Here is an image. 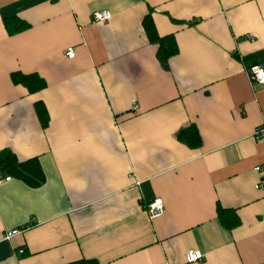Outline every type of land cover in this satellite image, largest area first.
<instances>
[{
  "label": "crops",
  "instance_id": "obj_1",
  "mask_svg": "<svg viewBox=\"0 0 264 264\" xmlns=\"http://www.w3.org/2000/svg\"><path fill=\"white\" fill-rule=\"evenodd\" d=\"M147 16L176 45L167 68ZM14 20L25 28L10 34ZM252 66L264 68V0H0V152L44 175L38 188L0 185V264H186L190 250L198 264H264V89ZM14 73L45 88L30 94ZM189 127L198 148L177 138ZM156 198L163 214L150 220Z\"/></svg>",
  "mask_w": 264,
  "mask_h": 264
},
{
  "label": "trees",
  "instance_id": "obj_2",
  "mask_svg": "<svg viewBox=\"0 0 264 264\" xmlns=\"http://www.w3.org/2000/svg\"><path fill=\"white\" fill-rule=\"evenodd\" d=\"M14 23L18 25H14L13 31L9 29L10 34L18 33L25 28V25H19L21 22L18 20H14ZM143 29L148 41L158 47L156 57L159 63L163 68H167L168 60L177 53L173 38L171 36L159 38L156 35L149 16L143 20ZM259 57H263V53L251 56L250 59L256 60ZM11 81L15 85L23 86L30 94L39 92L45 88L44 81L37 75L14 73L11 75ZM34 107L42 125H46L47 115L42 104L36 103ZM177 138L191 149L198 148L201 144L199 135L194 127L180 131ZM0 172L5 173L10 178L22 181L30 188H38L44 183V175L36 159L19 162L14 154L9 151L0 152ZM218 219L227 229H233L239 224L238 218L230 211H218ZM74 264H87V262H77Z\"/></svg>",
  "mask_w": 264,
  "mask_h": 264
},
{
  "label": "built area",
  "instance_id": "obj_3",
  "mask_svg": "<svg viewBox=\"0 0 264 264\" xmlns=\"http://www.w3.org/2000/svg\"><path fill=\"white\" fill-rule=\"evenodd\" d=\"M92 21L95 23H107L110 20V14L105 11H96L91 14ZM249 40H252L251 37H248ZM65 57L67 59H72L74 57V51L72 48L68 49L66 51ZM247 75L250 80V82H256L259 85H261L264 89V68L260 66H252L247 69ZM254 138L257 141H264V128H258L254 132ZM255 171H260V168H256ZM11 178L7 177L4 180L0 178V185L3 182L10 181ZM255 188H263L262 184H258ZM146 213L148 214V217L150 220H154L158 217H160L163 214V203L161 199H154L151 202H149L146 205ZM21 234L20 230L8 232L4 236V240H10L11 238ZM20 254L23 253V251L19 252ZM203 256L200 252L195 250H190L185 254V263L186 264H198L202 262Z\"/></svg>",
  "mask_w": 264,
  "mask_h": 264
}]
</instances>
